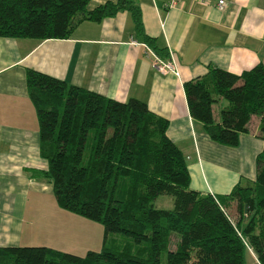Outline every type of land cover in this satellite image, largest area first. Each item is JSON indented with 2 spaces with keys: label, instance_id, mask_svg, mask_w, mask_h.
I'll return each mask as SVG.
<instances>
[{
  "label": "trees",
  "instance_id": "16d2710c",
  "mask_svg": "<svg viewBox=\"0 0 264 264\" xmlns=\"http://www.w3.org/2000/svg\"><path fill=\"white\" fill-rule=\"evenodd\" d=\"M89 1L0 0V38L68 39L82 22L126 12L135 34L151 44L133 0L87 11ZM24 80L36 118L38 156L46 165L31 175L50 184L59 210L100 224L103 239L99 252L82 257L43 246L3 247L0 264H245L249 253L264 264L262 65L239 75L209 67L204 76L182 84L190 118L218 145L236 148L251 117L257 118L263 147L254 178L239 180L222 195L189 189L185 158L165 135L167 121L143 102H117L29 69ZM218 101L225 105L214 118ZM161 195L171 197V209L154 207Z\"/></svg>",
  "mask_w": 264,
  "mask_h": 264
},
{
  "label": "crops",
  "instance_id": "0c3cea01",
  "mask_svg": "<svg viewBox=\"0 0 264 264\" xmlns=\"http://www.w3.org/2000/svg\"><path fill=\"white\" fill-rule=\"evenodd\" d=\"M115 1L90 0L85 9ZM217 1L181 0L166 8L165 0H133L150 45L135 34L126 12L82 22L68 39L0 38V248L19 246L29 216L44 223L37 213L51 196L50 184L31 175L46 165L38 156L27 69L117 102H143L167 121L165 135L185 158L190 190L222 195L239 180L254 178L255 157L263 147L257 118L251 117L236 148L221 146L190 118L184 99L182 84L204 76L209 67L234 75L257 64L264 68V0H222L220 10ZM150 54L172 59L177 76L152 70ZM51 221L47 215L46 223Z\"/></svg>",
  "mask_w": 264,
  "mask_h": 264
},
{
  "label": "rangeland",
  "instance_id": "374dc122",
  "mask_svg": "<svg viewBox=\"0 0 264 264\" xmlns=\"http://www.w3.org/2000/svg\"><path fill=\"white\" fill-rule=\"evenodd\" d=\"M217 109L216 106H213V112L217 113ZM253 120L255 121V119ZM44 198L47 199L43 201V211L37 213L38 216H44V223L38 222L37 217L29 216L30 225L23 230L19 246H43L80 257L84 256L86 251L99 252L103 239L100 224L59 209L56 210L54 207H50L51 202L55 206L52 197L50 196V199L49 197ZM153 205L156 209L169 210L172 207L171 197L158 196ZM30 211L33 212L31 209ZM47 215L52 220L49 223H46ZM233 217H235V214ZM110 238L116 241L125 239L116 235H111ZM174 242V236H170L169 250L174 249ZM245 264H257L250 253L245 256Z\"/></svg>",
  "mask_w": 264,
  "mask_h": 264
},
{
  "label": "built area",
  "instance_id": "2783aa9c",
  "mask_svg": "<svg viewBox=\"0 0 264 264\" xmlns=\"http://www.w3.org/2000/svg\"><path fill=\"white\" fill-rule=\"evenodd\" d=\"M181 0H165V7L166 8H173L175 7L178 3H180ZM201 5H204L208 2V0H194ZM224 5V2L222 0H218L216 2V7L217 9H222ZM152 57V62H151V68L155 72L159 74H172L174 76H177V71L175 64L172 59L169 58L167 61H162L155 55L150 54Z\"/></svg>",
  "mask_w": 264,
  "mask_h": 264
}]
</instances>
